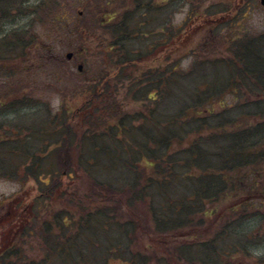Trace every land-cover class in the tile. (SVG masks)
Here are the masks:
<instances>
[{"label": "rangeland", "instance_id": "rangeland-1", "mask_svg": "<svg viewBox=\"0 0 264 264\" xmlns=\"http://www.w3.org/2000/svg\"><path fill=\"white\" fill-rule=\"evenodd\" d=\"M22 1L0 0V5L2 4L5 8L10 6L9 12L6 11L4 15L0 12V44L2 40L6 41L8 45L12 43L8 39L11 36L8 33L17 34V29L21 32L24 31V38L29 40L23 53L13 52L9 56L4 47L0 45V140L13 139L16 128H24V126L29 125L39 127L45 118L53 114L59 116H63L64 113L67 114L66 119H64L66 122L75 117L78 111V116L71 119L70 123H72V133H75L79 138L82 130L78 127V121L81 117L78 107L83 98L82 94L88 86H96V83L91 84L88 81L95 79L97 73L109 72L113 74L112 70H115L116 57L112 50V54L109 53V44L113 38L107 29L97 27L96 23L104 22L105 19L102 16L106 14L108 18L113 10L118 11V15L115 17L117 21L124 18L121 16L124 12H128L131 18H134L140 9L134 14L131 8L138 1L145 3L153 1L152 7H157L158 22L152 20L150 13L146 18L148 22L146 29L161 28L154 40H163L164 37L168 38L179 31H183V34L187 33L178 44L175 45L176 41L173 40L172 50H174L172 53L170 52L171 54L168 53L169 55H167V50L161 55H158L157 51L150 54L129 55L131 58H136L137 64H141V66L131 69V72L139 73L137 74L138 81L145 84L150 75L149 79L152 82L155 75L154 71L160 73L161 87L157 92L158 109H156L155 114L159 110L158 115L169 120V117L177 113L178 110L184 109L179 118H187L191 114L189 112L194 110V104L199 105L196 101L201 95H208L213 87L220 83L223 87L211 97V100L209 99L215 106L218 100L224 102L223 106L216 107L214 113L217 117L215 115L211 117L206 113L207 109L212 108L210 102L205 100L200 104L203 108L201 115L207 117V122H204L205 127L209 130L207 133L214 131L220 133L219 143H227L228 135L226 132L232 127V124L226 122L242 111L254 114V116L246 115V118L251 121L253 119H256L258 123L264 121V93L251 90L253 84L248 81H237L235 83L238 85L236 89L230 82H224L229 76V67L224 62H218L224 58L235 59V52L230 48L240 45L237 44L238 42H246L255 38L264 47V8L260 6L258 0H54L52 6L48 5L50 2L48 0H25L27 3L24 4ZM107 2L109 4L106 5ZM155 2L156 5H154ZM17 4L28 14L24 15L22 12L13 10L12 7ZM68 13L71 15L69 22L77 27V32L70 29L71 24L67 27H61V23H64L63 19ZM59 15L63 17L58 19L57 16ZM1 22L6 25L3 26ZM30 36L32 37L31 40L29 39ZM98 39H101L102 45L98 43ZM15 47L13 45L12 50ZM66 52H72L73 57L67 59L65 57ZM108 53L111 54V57L110 55L107 56ZM148 55L154 57H148ZM158 56L159 58H157ZM262 58H264V53ZM79 62L82 66L81 71L77 70ZM136 63L134 65H137ZM148 65L150 73H146ZM174 68L175 70H173ZM125 74L122 80L127 78L129 70ZM176 75H180V77H177L178 85L172 84L174 95L163 98L161 94L166 84L161 78L169 76L175 78ZM215 79L218 81L215 82ZM228 85L232 86L233 89H230ZM146 86L150 87V91H152L156 90L155 88L159 84L157 83L156 87L149 84ZM116 87L122 88L119 85ZM232 90L236 91L235 94L230 92ZM19 98H23L28 104H26L27 102L16 104L15 101H18ZM135 101L138 103L140 100ZM185 112L189 114L185 115ZM175 117L177 118L176 115ZM190 119L193 120V118ZM186 121L188 120L181 121L182 126L178 134L180 136L174 140L169 149L171 153L173 151H185L195 137L192 131L195 129L189 127ZM184 122L185 124H183ZM222 122L224 123L222 127L216 129L212 127ZM198 123L197 120L194 121V124ZM260 127L262 126L260 125ZM21 131L24 132V130ZM77 138H73L72 142ZM33 141L36 142H34L36 144L34 148L37 154L42 155L43 147L41 148L37 144H46L49 140L34 138ZM18 142L15 139L13 143L10 142L9 144L16 145ZM5 144L6 146L9 145ZM3 145L0 143V153L4 155L5 148L2 147ZM201 146L202 144L199 143L200 148ZM71 147L72 150L68 152L70 158L66 168L57 159V152H53L51 159L46 156L45 161L42 160V163H39L41 166L33 169L34 174L31 176L30 171L26 172L24 169L16 172L14 177L0 176V253L3 250L10 251L9 260L13 261L14 264H25L30 260L39 261L46 256L48 248L44 241L46 235L44 225L50 222L49 231H56L57 219H65L67 215L65 212L69 210L77 211L74 203L76 199L85 205L87 211L95 210L100 205L81 199V197H92V193H90L92 186L87 177H83L79 171H76V164L78 166L74 154L76 150L73 144ZM171 153L166 154V156ZM50 170L52 171L51 174L49 173ZM66 171L67 173H64ZM189 171L192 172V169ZM258 172H261V169L251 164L233 172L234 183L226 185L225 192L227 195H225L226 193L223 194L224 200L211 206L215 210L206 219L207 225L204 229L200 228L193 231L196 238L199 237L204 241L206 240L204 236L207 233L210 236L214 234L213 231L222 228L219 222L233 220L236 223V220H239L238 214L246 216L248 223L243 221L244 223L241 225L238 223L224 225L226 227L224 233L226 242L222 248L239 244L231 251L232 259L230 262L233 264H264V218L260 219L261 216L264 217V195L260 196V193L253 195L254 191L249 190L247 192L250 194L246 195L247 187H245L252 180H259ZM61 174L63 176H60ZM262 175L260 176L259 188L264 185ZM110 176L112 177L111 181H113L114 175L111 174ZM190 184V181H178L175 183L176 191L174 193L177 192L178 196L183 193V190L190 193L193 189ZM232 189H234L233 192ZM73 196L77 198L71 199L74 198ZM243 201L246 202L244 204L246 208L241 206L243 209H238L234 215L231 212L227 213L226 210H230L232 204L243 205L239 204ZM133 204L139 209L137 212L141 215L139 216L140 220H138L139 224L145 228H154L146 204L140 200ZM208 208L205 204L203 210ZM126 209L123 207L122 210ZM14 213L15 215H13ZM127 213L129 214V212ZM19 214H23L19 220L22 223L24 221L26 226L29 225L27 231L30 234L27 231L23 232L22 229L19 231L17 225L21 221L18 222L15 218ZM79 214L81 215V213ZM14 220L13 225L12 221ZM11 229L14 231L11 232ZM181 230L183 229L179 231ZM184 230L183 234L185 235L180 237L173 233L152 232V229L148 235L144 229L138 228L133 240L128 245L131 244L132 251H140L147 255L150 258V264H156L155 261L160 258L164 248L165 250H172L174 240L178 241L179 244L196 243L191 233L186 234L190 230ZM95 236L98 238V245L104 246L105 239L99 234ZM90 238L85 236L83 241L92 242ZM78 244V249H86V246L82 245L81 242ZM241 244L244 246H240ZM192 253L194 254L193 251ZM72 254L74 257V250H72ZM114 256L115 253H112L109 262L103 261L102 264H119L120 259ZM186 258L177 257L175 264H192L186 261Z\"/></svg>", "mask_w": 264, "mask_h": 264}, {"label": "trees", "instance_id": "trees-1", "mask_svg": "<svg viewBox=\"0 0 264 264\" xmlns=\"http://www.w3.org/2000/svg\"><path fill=\"white\" fill-rule=\"evenodd\" d=\"M48 1H50L48 5L51 6L55 2L54 0ZM25 2V0L22 1L23 4ZM152 3L153 1L134 3L131 11L135 14V11L140 9L134 18H131L128 12H124L121 15L124 18L117 21L115 17L118 15V11L113 10L108 18L106 14L102 16L105 19L104 22L96 23L97 27L107 29L113 38L109 44V53L112 54L113 52L116 57L114 62L116 71L112 70V66L113 74L100 72L97 73L95 79L88 81L91 84L96 83V86H88L82 94L83 98L78 107L81 112L78 127L82 130L79 138L75 133H72V123H70L71 119L78 116V111L75 117L66 122L64 119H66L67 114L60 113L63 116L53 114L45 118L39 127L30 125L24 126V128L19 127L15 129L13 139L0 140V143L4 144L2 147L5 148L4 155L0 153V176L9 178L14 177V174L22 169L26 172L30 171L31 176V174H34L33 169L41 166L39 163H42V160L45 161L46 156L51 159L53 152H57V159L66 168L70 158L68 152L72 150L71 146L73 144L76 150L74 154L78 162V166L77 164L75 166L76 171H79L83 177H87L92 186V190H90L92 197H81V199L86 200V202L100 204L95 210L90 209V211H87L85 205L73 196L74 198L71 199H76L74 203L77 211L72 212L69 210L65 212L67 214L65 216L66 222L64 218L62 220L61 218L57 219L56 231H49L51 228L50 222H46L47 224L44 225V228H46L44 230L46 234L44 241L48 248L46 256L39 261L30 260L25 264H102L103 261L109 262L112 253H115V258L120 259L119 264H150V258L147 255L140 251H132L131 244L128 245L133 240L135 231L138 228L144 229L148 235H150L152 229V232L173 233L175 236L177 234L180 237L185 235L183 234L184 229H189L190 231L186 234L191 233L194 236L193 231L200 228L204 229L207 225L206 219L215 210L211 206L224 200L223 194L226 193V185L234 183L233 172L245 165H256L261 169V172L257 173L259 180H252L250 184H247L245 186L247 187L246 192L249 190L254 191L253 195L257 193H260V196L264 195V185L261 188L258 187L261 184V174L264 178V121L259 123L256 119L251 121L246 118V115L254 116V114L243 111L230 118L226 122L232 124V127L226 132L228 144L219 143L220 133L215 131L207 133L209 130L204 124V122H207V117L201 115L203 108L200 104L205 100L210 102L209 99L211 100V97L223 85L218 83L208 95H201L199 100L196 101L199 105L194 104V110L189 112L191 114L187 118H179L184 109L178 110L177 113L169 117V120H165L167 119L165 117L161 118L162 116L158 115L159 110L155 114L156 109H158L157 92L161 87L160 73L154 71L155 75L152 82L149 79L150 75L147 83L144 84L138 81L137 74L139 73H133L131 69L141 66V64H137L135 62L136 58H131L129 55L136 53V55L141 53L150 54L155 51L158 55L166 52L169 55L168 53H172L174 50H172L173 40L176 41V45L184 39L187 33L183 34V31H179L168 38L164 37L163 40H154L161 28L146 29L148 24L146 18L149 13L152 15V20H158L157 7H152ZM107 4L109 3L107 2ZM10 5H13V3H10ZM154 5H156V2ZM9 8L10 6L5 8L1 4V14L4 15L6 11L9 12ZM12 9L22 12L24 15L28 14L18 4L13 6ZM129 13L131 14V12ZM62 17L57 16L58 19ZM70 17L71 15L68 13L63 19L64 23H61V27H67L71 24L70 29L77 32V27L69 22ZM1 24L6 25L2 22ZM162 32L164 33V31ZM16 33H8L11 35L8 39L12 41L9 45L6 41H1L0 45L4 47L5 52H8V56L13 52L23 53L24 47L28 45L29 40L26 37L24 38V31L21 32L17 29ZM31 38L30 36L29 39L31 40ZM97 41L102 45L101 39ZM237 44L240 45L230 48L235 52V59L224 58L218 60V62H224L229 67V76L226 79L227 81L224 82H230L236 89L238 87L235 84L237 81H248L253 84L251 90L264 93V58H262L264 47L262 43H258L255 38H252ZM13 45L16 46L14 50H12ZM109 53L107 56L110 55L111 57ZM151 56L148 55V57ZM135 63L137 65H134ZM128 70L129 75L122 80ZM150 72L148 65L146 73ZM177 77L179 78L180 75H176L175 78L173 76L161 78L166 84L161 94L163 98L174 95L172 84L178 85L179 80ZM216 81L218 79H215ZM157 83L159 84L158 87H156ZM146 84L156 87V90L150 91V87ZM117 85L122 86V88L116 87ZM228 87L233 89L230 85ZM230 92L235 94L236 91L232 90ZM137 99L140 101L135 103ZM22 102L27 101L23 98L15 101L16 104ZM210 105L212 108L207 109L206 113L214 117L216 107L223 106L224 102L218 100L216 106L212 102H210ZM189 113L185 112V115ZM215 117L217 116L215 115ZM190 118H193V120ZM185 119L188 120L186 121L187 125L195 129L192 130L195 137L186 150L184 149L185 151H173L171 153L169 149L174 140L180 136L178 134L182 126L181 121ZM195 120L199 123L194 124ZM223 124V122L217 123L212 127L216 129L222 127ZM21 130H24V132ZM75 137L77 140L75 139L72 142ZM34 138L49 140L46 144H37L41 148L43 147V150H41L42 155L37 154L34 148V145H36L33 141ZM15 139L19 141L18 144H9L10 142L13 143ZM5 143L10 146H6ZM199 143L202 144L201 148ZM208 147L212 149L210 150ZM6 152L8 153L6 154ZM169 153L171 154L166 156ZM189 169H192V172ZM67 171L64 173H67ZM51 172L50 170L49 173L51 174ZM111 174L114 175L113 181H111ZM184 180L190 181L193 189L190 193L183 190V193L178 196L177 192L174 193L176 191L175 183ZM233 191L234 189H232ZM248 194L250 193L247 192L246 195ZM138 200L146 204L154 228H145L139 224L138 220H140L139 216L141 215L137 212L139 209L133 204ZM245 203L243 201L239 203L243 205L232 204L230 210L226 211L234 215L238 209L246 208ZM205 204L209 208L203 210ZM122 206L127 209L122 210ZM202 210L203 212H201ZM134 214L135 216H133ZM20 216H23V214L15 217L18 222L21 221L19 220ZM237 216H239V220H236L238 225L243 224V221L249 222L246 216L242 214ZM263 218V216L260 217V219ZM12 222L14 225L15 220ZM219 223L222 228L213 231L214 234L210 236L207 233L204 236L206 238L204 241L195 236L194 241L196 243L194 244H179L178 241L174 240L172 250H165L164 248L159 256L160 258H157L155 263L175 264L177 257L186 258L189 256L185 260L192 264H233L230 262L232 259L231 251L239 244L228 248L222 247L226 242L224 234L226 227L224 225H235L236 223L233 220H224ZM26 225L24 221L23 223L21 221L17 227L19 231L22 229L23 232H26L27 227H29V225ZM180 229L183 230L179 231ZM13 231L14 229H11V232ZM27 233L30 234L29 231ZM96 234L105 239L104 246L98 245ZM85 236L92 237L90 238L92 242L83 241ZM79 242L82 245L84 244L86 249H78ZM15 246L17 245L15 244ZM240 246L244 245L241 244ZM72 250L75 252L74 257ZM9 252L3 250L0 253V264H14L13 261L9 260Z\"/></svg>", "mask_w": 264, "mask_h": 264}, {"label": "water", "instance_id": "water-1", "mask_svg": "<svg viewBox=\"0 0 264 264\" xmlns=\"http://www.w3.org/2000/svg\"><path fill=\"white\" fill-rule=\"evenodd\" d=\"M259 1H260V4H261L262 6H264V0H259ZM70 56H71V53H67V54H66V57H67V58H69ZM77 68L80 69V66H78Z\"/></svg>", "mask_w": 264, "mask_h": 264}, {"label": "flooded vegetation", "instance_id": "flooded-vegetation-1", "mask_svg": "<svg viewBox=\"0 0 264 264\" xmlns=\"http://www.w3.org/2000/svg\"><path fill=\"white\" fill-rule=\"evenodd\" d=\"M72 57H73V55H72ZM72 57H71V58H72ZM79 63H80V64H79L78 66H80V70H82V67H81V62H79Z\"/></svg>", "mask_w": 264, "mask_h": 264}]
</instances>
